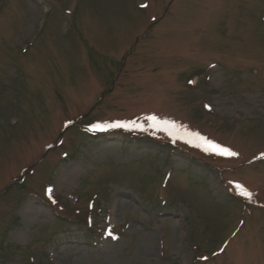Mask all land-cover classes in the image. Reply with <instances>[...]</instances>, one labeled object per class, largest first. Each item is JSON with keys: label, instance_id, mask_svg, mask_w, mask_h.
Here are the masks:
<instances>
[{"label": "rangeland", "instance_id": "374dc122", "mask_svg": "<svg viewBox=\"0 0 264 264\" xmlns=\"http://www.w3.org/2000/svg\"><path fill=\"white\" fill-rule=\"evenodd\" d=\"M0 264H264V0H0Z\"/></svg>", "mask_w": 264, "mask_h": 264}, {"label": "snow or ice", "instance_id": "6c2138e0", "mask_svg": "<svg viewBox=\"0 0 264 264\" xmlns=\"http://www.w3.org/2000/svg\"><path fill=\"white\" fill-rule=\"evenodd\" d=\"M142 7H143V5H142ZM149 119L156 120V118L154 116L153 117H149ZM163 123L167 124L168 122L164 121ZM110 126L111 127H123L125 125H123V124L118 122V123L112 124ZM97 128L99 129V126H97ZM164 130H167V129H164ZM196 135H198V134H196ZM198 138L202 142V144L204 145L203 150L206 151V152H212L215 155L227 156V157H235V156L238 155V153L232 151L231 149H228V148H226V147H224L222 145H219V144H217L214 141L208 140L206 137L199 136ZM196 146L200 147L201 145L198 144ZM236 187L237 188H241L242 186L237 184ZM242 195H244V196H246L247 198L250 199L251 196H252V193L245 190L242 193Z\"/></svg>", "mask_w": 264, "mask_h": 264}]
</instances>
